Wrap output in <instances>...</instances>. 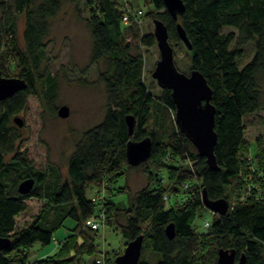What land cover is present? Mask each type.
Masks as SVG:
<instances>
[{
    "label": "trees",
    "instance_id": "1",
    "mask_svg": "<svg viewBox=\"0 0 264 264\" xmlns=\"http://www.w3.org/2000/svg\"><path fill=\"white\" fill-rule=\"evenodd\" d=\"M62 1L0 0V71L26 82L24 89L0 100V237L10 238V244L0 249V264H75L83 255L97 253L94 242L100 229L93 230L84 221L100 209L106 213L104 227L116 223L125 242L143 235L138 264H214L219 248L234 249L236 259L244 254L243 264H264V141L254 140L251 151L243 122L248 114L264 109V0H182L185 8L177 20L163 0H141L151 6L147 12L132 0H66L78 14L87 13L89 62L104 58L107 68L100 74L105 112L74 144L64 179L56 166L35 167L16 147L19 134L10 126V117L25 109L28 95L48 103L56 99V79L41 66L46 59L49 19L60 10ZM127 5L142 11L141 22L144 15L163 21L172 47L181 42L176 23L184 29L191 44L187 48L190 70H199L212 89L216 169L207 165L176 125L171 90L161 88L155 94L152 85L145 84L140 46L156 41L153 33H139L138 18L129 16L126 24L122 22ZM18 14L24 18L22 46L17 43ZM227 26L237 31L236 36L221 32ZM233 40L236 46L231 47ZM250 41L255 46L253 56L239 68L237 59ZM164 113L173 128L161 139L146 125L152 115L156 126ZM127 114L134 116L131 136L124 119ZM146 136L152 141L150 156L139 165H129L126 142ZM123 165L127 166L124 170ZM139 166L144 167L147 182L129 197L127 207L119 206L112 197L122 189L125 193L128 186L115 187V181L127 180L129 171ZM164 173L167 178L162 177ZM27 177L34 178V185L21 194L17 186ZM246 178L259 184L260 199H239L238 190ZM102 183L104 198L91 200L88 189L95 190ZM230 183L228 194L225 187ZM203 190L209 199L225 198L228 209L224 214L212 212L213 220L207 226L203 223L206 230L201 231L193 222L204 206ZM172 196L174 202L166 204ZM28 198L41 199L43 204L29 222L17 228L16 217L27 210ZM68 218L76 224L59 251L27 260L29 247L52 242ZM171 222L174 236L169 238L165 227ZM101 256L105 264H113V256L103 252L97 258Z\"/></svg>",
    "mask_w": 264,
    "mask_h": 264
},
{
    "label": "rangeland",
    "instance_id": "2",
    "mask_svg": "<svg viewBox=\"0 0 264 264\" xmlns=\"http://www.w3.org/2000/svg\"><path fill=\"white\" fill-rule=\"evenodd\" d=\"M132 3L135 7H140L144 12L151 8L150 5L146 6L141 0H132ZM86 15L87 13L84 10L81 11V14H78L73 3L66 0L62 1L60 10L54 17L49 19V32L45 39L46 59L41 66L42 70H50L56 79V99L53 103H48L43 96V100H39L36 95H28L25 109L10 117V126L15 128L19 134L16 147L24 152L37 168L42 169L46 165L59 168L62 179L67 177V158L73 150L74 144L86 129L101 120L105 112V89L100 79V74L106 70L107 62L104 58L95 64L89 62L91 37L84 21ZM23 26V15L18 14L16 27L19 46L23 45ZM152 32V18L144 15L139 33L143 35ZM221 32L223 34L233 33L234 36L237 34L233 27L228 26L222 27ZM131 41L133 42L134 40ZM234 46H236L235 40L231 42V47ZM140 49L143 51L144 57V82L146 85H152L153 93L159 94L161 88L151 76L154 65L159 58L156 42L151 46H140ZM254 51L253 41L243 45V54L237 59L239 68H242L251 59ZM173 52L177 68L182 72L188 73L190 70V56L185 45L182 42H178L173 47ZM9 70L13 71V67L10 66ZM63 104L69 108V115L65 118L59 117L56 113L57 108ZM15 115L21 117V126H17L14 123L13 117ZM262 119H264V109L248 114L243 118L246 127L245 138L249 141L251 151L255 149L254 140L260 139L264 141V121ZM146 126L148 129L154 128L155 137L163 139L171 132L173 123L164 113V116L163 114L160 116L156 126L153 124V116L150 115ZM126 168L127 166H122V170ZM143 170L144 167L139 166L129 171L127 180L125 177H121L115 181V187L123 186L125 183L128 186L125 193H122L124 190L122 189L116 193V196L112 197L119 206L127 207L129 197L145 186L147 179ZM162 177L167 178L165 173ZM163 184L166 183L163 182ZM230 187L231 183L225 187V192L228 194ZM93 190L94 188H89L87 194H93ZM173 202L174 197L172 196L166 204ZM27 203V210L16 217L17 228H20L33 218L43 201L37 198H28ZM205 219L211 222L213 216L212 211L203 206L199 209L193 226L197 230H206L203 226ZM119 220L122 223L123 217L119 216ZM75 224L74 220L66 219L63 225L56 230L55 238L52 242L43 247L38 243H34L29 247L27 260L33 261V259L57 253L65 238L72 233V228ZM80 242L81 240L78 241V244ZM126 242L116 223L107 225L99 230L94 242L97 253L90 256L85 254L82 256V260L75 264H93V260H95L93 258H97L103 252H107L114 259V256L123 252Z\"/></svg>",
    "mask_w": 264,
    "mask_h": 264
},
{
    "label": "water",
    "instance_id": "3",
    "mask_svg": "<svg viewBox=\"0 0 264 264\" xmlns=\"http://www.w3.org/2000/svg\"><path fill=\"white\" fill-rule=\"evenodd\" d=\"M164 6L174 20L184 11L182 0H163ZM153 36L159 50L151 76L160 88H169L175 105L174 120L179 130L189 139L199 156L205 158L207 165L217 168L214 147L217 135L214 130L215 107L210 102L212 89L204 75L197 69H191L188 73L180 71L174 62L173 47L168 41L167 27L160 19H153ZM176 31L181 42L190 49L191 44L180 25L176 23ZM26 82L20 77L3 76L0 71V100L12 96L17 91L24 89ZM57 115L65 118L69 115V108L63 104L57 108ZM128 135L134 130V116L127 114L124 117ZM17 126L22 125L20 116L13 117ZM152 149V141L149 136L139 140L129 139L125 146L126 160L129 165H139L146 160ZM34 178L27 177L21 180L17 186L19 193L26 194L34 185ZM202 201L206 208L218 214L226 213L228 202L225 198L209 199L205 191H202ZM166 235L174 236V224L168 223L165 227ZM143 242V235L128 240L121 254L114 257L113 264H138ZM10 244L9 237H0V249ZM244 254L238 259L234 249L219 248L214 264H243Z\"/></svg>",
    "mask_w": 264,
    "mask_h": 264
},
{
    "label": "built area",
    "instance_id": "4",
    "mask_svg": "<svg viewBox=\"0 0 264 264\" xmlns=\"http://www.w3.org/2000/svg\"><path fill=\"white\" fill-rule=\"evenodd\" d=\"M127 0H124L126 2ZM142 15V11L140 9H133L130 5L126 6V11L123 14L122 22L126 24L128 17L131 16L133 18H138V16ZM137 22H141L140 18L137 19ZM264 177V174H263ZM250 178H246V184L238 190V197L240 200H245L248 196H253L254 199H260L261 197V190L257 188L259 186L258 183L252 182L249 180ZM184 187H187V184H184ZM106 186L102 183L99 187H96L94 193L90 195L91 200L95 201L97 199L102 200L105 195ZM106 220V213L104 210L100 209L96 214L93 216L88 217L85 219L84 224L90 227L93 230H99L104 227V223ZM204 226L209 224V220H204ZM94 264H105L104 257H99L94 260Z\"/></svg>",
    "mask_w": 264,
    "mask_h": 264
},
{
    "label": "crops",
    "instance_id": "5",
    "mask_svg": "<svg viewBox=\"0 0 264 264\" xmlns=\"http://www.w3.org/2000/svg\"><path fill=\"white\" fill-rule=\"evenodd\" d=\"M43 247V246H42Z\"/></svg>",
    "mask_w": 264,
    "mask_h": 264
}]
</instances>
